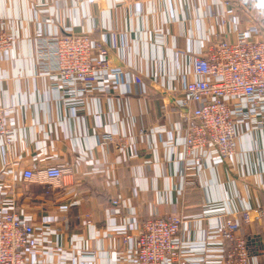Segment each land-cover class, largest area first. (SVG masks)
<instances>
[{"label":"crops","instance_id":"0c3cea01","mask_svg":"<svg viewBox=\"0 0 264 264\" xmlns=\"http://www.w3.org/2000/svg\"><path fill=\"white\" fill-rule=\"evenodd\" d=\"M255 16L264 0H0V28L14 37L0 53V108L14 109L0 138V211L38 233L36 260L124 264L145 221L175 215L186 264H223L230 244L214 230L232 217L254 238L250 264H264V220L252 219L264 208V126L239 124L230 159L188 174L174 102L210 43L240 29L264 37ZM37 34L93 37L122 74L103 92L64 96L39 68ZM52 167L58 183L23 180Z\"/></svg>","mask_w":264,"mask_h":264},{"label":"built area","instance_id":"2783aa9c","mask_svg":"<svg viewBox=\"0 0 264 264\" xmlns=\"http://www.w3.org/2000/svg\"><path fill=\"white\" fill-rule=\"evenodd\" d=\"M255 20L264 26V17L255 16ZM35 41L41 72L55 77L51 87L69 98L103 92L110 80L122 74L120 68L110 66L107 50L93 37L37 34ZM13 43V35L0 28V53L9 51ZM184 71L190 79L178 89L174 102L180 109L183 171L189 174L207 159H230L239 124L264 126V37L254 38L248 29L237 30L233 42L210 43L203 56L187 62ZM11 112L12 107L0 108V138L7 141L5 120ZM109 140L103 138L101 144ZM62 175L63 170L56 167L22 173L25 181L49 183H58ZM252 214L255 221L264 220V208H255ZM184 224V218L175 215L145 221L134 240L133 254L124 264H186L178 241ZM214 231L230 244L223 264H250L248 240L235 217ZM39 242L27 220L16 212L0 211V264H42L35 259ZM81 256L93 258L94 254Z\"/></svg>","mask_w":264,"mask_h":264},{"label":"trees","instance_id":"16d2710c","mask_svg":"<svg viewBox=\"0 0 264 264\" xmlns=\"http://www.w3.org/2000/svg\"><path fill=\"white\" fill-rule=\"evenodd\" d=\"M254 238H248V245H249V253H251V251H253V250H251L250 249V245L252 246L253 244H251L253 241ZM254 252V251H253Z\"/></svg>","mask_w":264,"mask_h":264}]
</instances>
